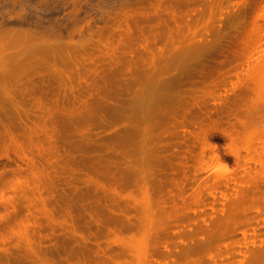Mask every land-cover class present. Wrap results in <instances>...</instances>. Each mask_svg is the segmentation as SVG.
Returning <instances> with one entry per match:
<instances>
[{
    "label": "rangeland",
    "instance_id": "obj_1",
    "mask_svg": "<svg viewBox=\"0 0 264 264\" xmlns=\"http://www.w3.org/2000/svg\"><path fill=\"white\" fill-rule=\"evenodd\" d=\"M191 1L0 0V33L34 31L64 44L39 41L40 48L22 37L0 44V69L23 60L31 70L4 86L15 98L3 103L14 141L0 138V190L16 178L41 186L34 174L46 172L44 197L56 220L52 229L21 201L12 226L23 230L39 218L44 231L36 240H44L30 259L7 242L11 229L0 220V264H137L118 242L142 237L149 240L146 264L210 259L209 246L200 260L203 232L182 215L197 219L195 137H208L227 171H237L230 139L243 114L240 106L236 113L230 107L244 77L236 61L260 0H225L229 7L224 0ZM253 175L262 176L258 170ZM258 187L264 191V184ZM149 204L151 216L141 223L133 208ZM160 233L170 237L160 242ZM190 246L199 253L197 263L185 257Z\"/></svg>",
    "mask_w": 264,
    "mask_h": 264
},
{
    "label": "bare ground",
    "instance_id": "obj_2",
    "mask_svg": "<svg viewBox=\"0 0 264 264\" xmlns=\"http://www.w3.org/2000/svg\"><path fill=\"white\" fill-rule=\"evenodd\" d=\"M175 1L177 0H174V2ZM210 1L214 2L213 0ZM236 1L243 2L244 0ZM202 2L203 0L201 1V4ZM225 2V4L227 5L228 1ZM216 3L219 4V1H216ZM234 3L232 1V4ZM212 4L213 3H211V6ZM228 5L227 7H229ZM175 6L174 7L177 8L176 4ZM209 6L210 5L207 4V8ZM225 7H223V9L226 10L227 7ZM236 7H238L237 4ZM234 8H232V10H234ZM195 10L193 9V12ZM172 11L173 10H171V12ZM224 11L222 13H225ZM175 12L179 14L178 11ZM217 12L215 11V13ZM196 13L193 15H196ZM232 13L233 12L231 11V14ZM216 16L214 18H216ZM171 17L173 20H177L178 18H180L179 15L177 16L175 14L171 15ZM228 17L231 18V16ZM228 17L225 19H228ZM184 18H186V16L183 17V19ZM187 18L186 20H188ZM195 19L201 21V19ZM173 20L172 22H174ZM185 23H187V21ZM175 24L177 25L178 23L175 22ZM190 26L191 28H193L192 24ZM184 29L182 28V30ZM175 31L174 32L177 33V30ZM184 31L185 32H183V35H185L184 33H186V30ZM0 32H3V30ZM181 32L182 31H180L179 33L181 34ZM37 34L38 33L34 31H28L25 33H0V44L1 42L15 40L19 37H22L29 41L35 40L40 45V48L41 46H43V44L39 43V41L46 43V45L49 44L47 43V41L51 42L47 38L48 35H46L47 37L45 35H40V38H37ZM52 35L54 38H59L58 34L57 36L54 33ZM242 40L243 52L237 58L236 62L237 67H241L239 71L244 78L241 82V90L237 94H235L234 102L230 107V110L236 113V111H238L236 108L240 106V108H242L243 114V116L240 117L239 121V126L241 128L240 131L236 132L235 135L233 134L230 139V144L235 148L233 149V155L235 156V158H237L236 160L238 163V169H235L237 171L232 170L233 172L227 171L225 165L223 164L220 156L217 153L216 146L205 135H197L195 137V140L197 146L200 149V152L198 154V169H196L197 174H195L197 186L194 192L191 193V195L193 194L194 198H197V201L193 205L194 211L196 212V215L193 218L197 219H191L190 216L192 215L188 216L189 212L187 214H182L184 219L183 221L190 222V224L192 225L196 223V226H198L200 232H203V236L201 235L203 241H201L202 244L200 246V249L203 251L204 256H202L200 260H203V257L206 256L207 252L209 251V246L213 250V253L210 255V259L207 260L208 262L206 261V264H264V205L258 206L256 204L259 203V200L260 202H264V191L261 192L258 189L259 183L264 184V0L259 1L257 14L251 21L250 25L244 29ZM52 41L53 43H51L53 45H49L51 47L64 46V44H60V42L57 40ZM66 52L67 49L65 48L62 53ZM63 56L67 57V55ZM0 71V138L7 137L9 138V141H14V136L12 135L14 132V125L12 121L8 117H6L7 113L4 110L3 103H13L15 101V98L11 94L12 90L4 88V86L7 83H16L19 78L29 77L27 75L31 73V70L25 61L16 60L14 61L10 69L4 67L1 68ZM158 109L162 110L161 107H159ZM163 110L160 112H163ZM235 113L234 115H236ZM5 120H7V122H4ZM262 123L263 125H261ZM152 131L153 130H151V132ZM2 139H0V142ZM256 146H258V151L256 149ZM257 170L261 172L262 176L260 177V179L254 180L253 172ZM45 173L43 171H39L38 173L34 174L38 183H41V186L30 185L27 182H19L16 178L15 182L9 183L7 188L0 190V208L3 209V212L1 211L3 215L0 212V220H5L9 230L11 229L10 235L7 238V242L12 243V245L17 248H24L29 256L33 255V257H38V254L36 253V247L44 240L41 234L40 235L42 239H40V241H37L39 240V238H41L39 237L36 240V236H38L37 234L41 232V230H43V224L41 223V220H39V218H33V220L31 221H27L26 226H24L23 230L17 231L15 230V226H12L13 224L11 223V220L15 212L19 210V203L23 201L25 203L24 205L27 206L28 212L31 213V216L36 215V217L44 218L48 222L47 225H49V227H51L52 229L54 228L56 220L53 213L48 209L46 199L44 197V191L45 189L47 190L45 179H50L49 174ZM13 174L17 176L18 172L14 171ZM4 176L5 175L0 172V179H3ZM52 191L53 190L50 191V194L52 193ZM46 193H49L48 190ZM208 206L212 211V213H210L211 211L209 212L210 214L208 213ZM133 209L138 210L141 217V223L151 216L152 207L150 204L147 206H142L141 209L135 205ZM184 210L186 211V209ZM121 211L126 213L125 209H121ZM15 217L17 216L15 215ZM190 219L193 221H191ZM119 222L120 221H118V223ZM180 227L183 226L181 225ZM112 229H116V227L113 226V228L111 227L110 229V232H112V234L114 235L115 232ZM216 229H218L217 234H215L216 232H214ZM166 230L167 229H165L164 231L167 232ZM164 235L163 237H160V233V235L158 236L160 242L170 237ZM118 243H121L120 245L122 249H120L123 251L122 253L131 254L132 258H136L137 264L148 263L147 260L148 258L150 259L151 254L149 250V240L147 238H132L129 242L121 241ZM193 246L192 248H194ZM189 249L190 250L188 252H185V257L188 259H192L197 263V259H199V253L196 252L194 254L191 246L189 247ZM202 251L200 252V254H202ZM29 256L28 258L32 259L31 256ZM108 256H111V254H108ZM112 258L115 257L113 256ZM201 262L202 263L200 264H204L203 261Z\"/></svg>",
    "mask_w": 264,
    "mask_h": 264
}]
</instances>
